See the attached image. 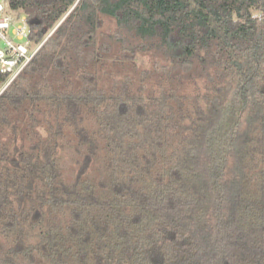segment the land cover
<instances>
[{
	"label": "trees",
	"instance_id": "1",
	"mask_svg": "<svg viewBox=\"0 0 264 264\" xmlns=\"http://www.w3.org/2000/svg\"><path fill=\"white\" fill-rule=\"evenodd\" d=\"M5 2L41 44L0 92V264L36 254L45 264H264V0ZM103 16L116 21L123 60L164 57L156 92L129 77L99 86L88 67L104 59ZM192 72L196 93L177 92ZM42 105L60 114L56 128L19 145L11 111L28 114L27 132ZM64 126L81 163L70 182L57 155ZM100 139L109 178L96 183L84 176Z\"/></svg>",
	"mask_w": 264,
	"mask_h": 264
},
{
	"label": "rangeland",
	"instance_id": "2",
	"mask_svg": "<svg viewBox=\"0 0 264 264\" xmlns=\"http://www.w3.org/2000/svg\"><path fill=\"white\" fill-rule=\"evenodd\" d=\"M8 13L15 17H24L21 10H8ZM117 29L116 21L114 18L103 16L101 25L97 31L96 48L100 45H105L106 50H103L104 59H100L97 64H89V70H94L97 73L98 83L100 87L107 89L108 91L115 90L117 86L114 82H120L124 78L129 77L131 80L132 89H136L142 86V91L144 94H149L151 92H156L158 90L159 82L162 80L163 74L159 71V65L164 64V57L158 50H145L137 52L134 58L129 60H123L121 58L123 44L120 40L115 37V32ZM128 36L129 43H136L138 40L130 35ZM37 46V45H36ZM34 46V47H36ZM92 60V59H91ZM102 62V63H101ZM76 66L72 67V74L76 71ZM182 89L177 87V92L184 93L188 95H193L196 93L194 86L195 79L193 78L195 74H183L182 75ZM197 77V75L195 76ZM75 85L80 83V80L76 76H71V79ZM196 80H201L198 76ZM200 82V81H198ZM63 83V82H62ZM196 83V82H195ZM177 85V84H176ZM62 87V86H60ZM3 86L0 89L2 91ZM46 106L42 105L36 113L35 126L32 128L29 126V130L26 132V126L31 123L30 117L24 112V109L12 110L10 113V119L13 123H17V127L20 129V133L17 134V143L19 145H25L26 147L33 146L37 141L40 144L41 141L46 140L52 133V130L56 127L55 124L61 119L60 114L56 115L50 113L48 118L46 116ZM47 118V121H46ZM91 118V117H90ZM90 123H86V129L92 133V130H97V125L94 124L92 119H89ZM52 124V128L49 124ZM19 125V126H18ZM54 127V128H53ZM58 130V128H57ZM61 130V129H60ZM7 136V132L5 133ZM58 144L60 147L57 149V155L59 158L60 170L63 178L67 182L74 180L78 171L80 169L81 163L79 160V153L76 151V144L78 138L73 128L70 126H64L61 135L57 136ZM101 154L99 153L98 158H95L91 165L88 166L87 173L84 177L94 180L96 183L100 182L101 179L108 180V171H106L105 165L107 164L106 148L104 147V140L99 141ZM36 262L31 263L28 260L18 257L17 264H45L46 262L40 258L37 254L35 255Z\"/></svg>",
	"mask_w": 264,
	"mask_h": 264
},
{
	"label": "built area",
	"instance_id": "3",
	"mask_svg": "<svg viewBox=\"0 0 264 264\" xmlns=\"http://www.w3.org/2000/svg\"><path fill=\"white\" fill-rule=\"evenodd\" d=\"M24 17L8 13L5 0H0V72L7 75L3 88L22 70L37 51Z\"/></svg>",
	"mask_w": 264,
	"mask_h": 264
},
{
	"label": "water",
	"instance_id": "4",
	"mask_svg": "<svg viewBox=\"0 0 264 264\" xmlns=\"http://www.w3.org/2000/svg\"><path fill=\"white\" fill-rule=\"evenodd\" d=\"M45 40V39H44ZM5 88V87H4ZM4 88H2V90L4 89Z\"/></svg>",
	"mask_w": 264,
	"mask_h": 264
}]
</instances>
